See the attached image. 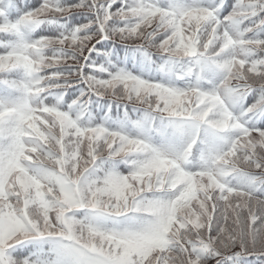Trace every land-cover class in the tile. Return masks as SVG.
<instances>
[{
  "label": "snow or ice",
  "instance_id": "obj_1",
  "mask_svg": "<svg viewBox=\"0 0 264 264\" xmlns=\"http://www.w3.org/2000/svg\"><path fill=\"white\" fill-rule=\"evenodd\" d=\"M0 264H264V0H0Z\"/></svg>",
  "mask_w": 264,
  "mask_h": 264
},
{
  "label": "trees",
  "instance_id": "obj_2",
  "mask_svg": "<svg viewBox=\"0 0 264 264\" xmlns=\"http://www.w3.org/2000/svg\"><path fill=\"white\" fill-rule=\"evenodd\" d=\"M22 2H23V0H22ZM28 2L29 3H35L36 2V0H28ZM99 47V46H98ZM247 259H250V260H252V261H255V257L254 256H250V257H247Z\"/></svg>",
  "mask_w": 264,
  "mask_h": 264
}]
</instances>
